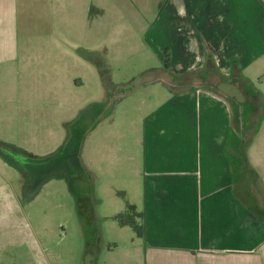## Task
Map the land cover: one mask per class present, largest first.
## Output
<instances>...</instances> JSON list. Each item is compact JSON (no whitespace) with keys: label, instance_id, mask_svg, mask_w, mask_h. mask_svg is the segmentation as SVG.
I'll use <instances>...</instances> for the list:
<instances>
[{"label":"crops","instance_id":"0c3cea01","mask_svg":"<svg viewBox=\"0 0 264 264\" xmlns=\"http://www.w3.org/2000/svg\"><path fill=\"white\" fill-rule=\"evenodd\" d=\"M48 11L64 19L62 28L70 25L91 38L98 34V25L105 24L111 25L108 30L116 38L126 36L131 33V20L136 19L144 31L143 41H155L162 61L168 54L173 73L194 72L205 79L220 74L233 87L242 75L236 72L231 79L232 64L241 73L264 56L263 0H0V79L4 76L0 87H6L7 94L18 93L22 77L48 62L41 57L52 56L38 49L40 29L32 31L30 24L33 13ZM148 13L153 20L147 28ZM43 30L45 40L50 31L44 23ZM79 44L70 46L78 51L73 59H80L94 83L102 87L97 67L83 56L92 47ZM33 46L37 48L34 53ZM78 47L86 52H79ZM57 61L61 63V57ZM161 68L156 81H164L170 70ZM182 83L192 86L170 94L143 118L140 163L130 161L136 156L126 157L124 172L133 176L130 187L135 198L140 196L141 207L130 215L137 221L119 223L133 228L138 236L137 240L130 237L132 249L123 260L141 264L143 250L146 264H264V188L259 182L264 183V146L253 145L255 136L246 146L235 143L242 126L236 129L239 132L233 128L227 92L214 88L213 93L207 88L211 83L195 87L191 80L173 84L181 87ZM105 96L102 87V94L82 103ZM235 100L239 103L238 97ZM66 101V110L69 103H75ZM78 103L71 108V116ZM112 203L121 211V204ZM13 230L12 226L0 232V248L17 245L2 240L8 234L15 237ZM33 256L37 264H45L44 247Z\"/></svg>","mask_w":264,"mask_h":264},{"label":"rangeland","instance_id":"374dc122","mask_svg":"<svg viewBox=\"0 0 264 264\" xmlns=\"http://www.w3.org/2000/svg\"><path fill=\"white\" fill-rule=\"evenodd\" d=\"M152 20L148 13L147 28ZM63 21L51 11L33 13L31 30L40 29L42 38H39V44L34 43L38 44V49L50 51L52 56L47 53L41 57L48 62L22 77L18 93L7 94L6 87L3 86L5 90L0 87V232L10 231L13 226L15 237L8 234L2 240L18 245L0 248V257L3 264H24L27 260L37 264L39 260L33 254L44 247L45 264H135L123 259L132 249L130 237L137 240L138 236L133 228L119 226L120 221L127 219L131 223L137 221L136 216L130 215L141 207L140 196H137L139 200L135 198L130 187L133 176L124 172L126 157L136 156L130 161L140 163L143 118L170 94H177L168 87L171 85L173 90L183 92L192 85H174L177 81L173 74L176 73L170 68L164 81H156L163 67L162 57L154 40L143 41L144 31L136 19L131 20V33L119 35L121 39L111 35V28L108 30L111 25H98V34L91 38L70 25L62 28ZM43 23L50 31L45 40L47 34ZM75 43L92 47L87 56H83L93 63V60H99L110 80L106 96L91 101V104L82 102L97 98L102 94V87L94 83L80 59L79 62L73 59L78 51L70 46ZM98 45L100 48L96 50ZM35 47L31 52L37 51ZM77 49L86 52L84 47ZM63 54L68 56H61ZM60 57L61 63L57 61ZM239 75L262 94L263 106L254 127L243 125L240 114L241 103L249 99L247 88L241 84L246 81L241 77L237 87H233V83L226 84L225 77L220 74L206 79L193 74L190 80L195 87L211 83L213 88H207L227 92L234 113L233 128L236 131L240 128L238 125L242 126L235 143L246 146L255 136L253 145L259 148L264 146V56ZM219 79L222 83L217 86L215 82ZM64 100L75 103H69V110H66ZM78 102L80 105L71 116V108L74 109ZM257 113L255 110L247 119H254ZM248 131L253 132L251 140H248ZM107 156H110L109 160ZM62 159L75 171L76 177H69L53 166L55 161ZM51 161V167L47 168ZM32 169H39V173L34 174ZM247 173L250 175L249 168ZM259 182L264 188L263 180ZM107 189L111 194L106 192ZM113 200L121 204V211ZM75 201L83 210L89 234L87 240L93 243L99 237L95 255L84 250V235L76 219ZM122 214H126L124 219ZM12 215L13 218L8 220ZM138 244L142 249V243ZM141 251V264H146L145 253ZM36 256L42 259V255Z\"/></svg>","mask_w":264,"mask_h":264},{"label":"trees","instance_id":"16d2710c","mask_svg":"<svg viewBox=\"0 0 264 264\" xmlns=\"http://www.w3.org/2000/svg\"><path fill=\"white\" fill-rule=\"evenodd\" d=\"M93 61H94L95 66L98 69V73H99L101 85L104 88L105 92H108L109 87H110V80L108 78L107 72H106L105 69L102 68L103 66L101 65V62L99 60L96 59V60H93ZM232 66H233V70L234 71H233V73H231V79H234L236 77L237 73L240 74V70H239L238 66L236 65V63H233ZM163 68L164 69H168L169 68V66H168V54H165V56H164ZM191 74L193 75L195 73H191ZM187 76H188V78H187ZM184 77H186V78H184ZM189 77L192 78L191 75H190V72L187 73V74L185 73V74H181V75H179V74H177V75L176 74H173V79H174V81H177V83L178 82H181L183 80L184 81H188V80H190ZM241 78L246 81L245 83H241V84L247 88V91H248L247 94L249 95L248 101L247 100L244 101L245 107H244V104L241 103V106H242L241 107V117H242V120H243V125H245V126H248L249 125V126H253L254 127L257 124L258 116H259L260 110L262 109V106H263L262 105L263 104L262 94L257 89H254L251 84L248 85V80H246V78H243V76H241ZM238 82L239 83L241 82L240 81V78L238 79ZM168 88L173 93L180 92V90H178V89L173 90L174 88H172L171 85ZM258 108H259V110H258ZM255 110L258 111L256 117L254 119H252V120L250 118L247 119L248 116L254 114V111ZM64 127H66V129H67V125H64ZM248 132H250L249 135H248V140H251V136H252V133L253 132H251V131H248ZM35 157L37 158V156H35Z\"/></svg>","mask_w":264,"mask_h":264},{"label":"flooded vegetation","instance_id":"af4514ba","mask_svg":"<svg viewBox=\"0 0 264 264\" xmlns=\"http://www.w3.org/2000/svg\"><path fill=\"white\" fill-rule=\"evenodd\" d=\"M60 161H63V162H60ZM48 164L49 165L47 166V168H50L51 167L50 165H52V161L51 162H48ZM55 164L56 165H53V166H55L56 168L57 167L60 168L69 177H73V176L76 177V175L74 174L75 171H72L69 168V166L66 163H64V160L63 159L62 160L55 161ZM38 170L37 169H32V172L34 174H38L39 173ZM74 208H75V215L77 217L76 219H77L78 225L80 227V231H82V233L84 235V243H85L84 250H85L86 253L91 252L92 254L95 255V254H97L96 251H98L99 237L96 239V241H93V243H91V242H89L87 240V238L89 237V234H88V231L86 230L87 223L84 220L85 217H83L82 207L78 204L77 201H75V207Z\"/></svg>","mask_w":264,"mask_h":264}]
</instances>
